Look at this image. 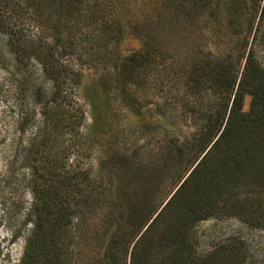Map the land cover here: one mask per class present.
<instances>
[{
    "label": "rangeland",
    "instance_id": "374dc122",
    "mask_svg": "<svg viewBox=\"0 0 264 264\" xmlns=\"http://www.w3.org/2000/svg\"><path fill=\"white\" fill-rule=\"evenodd\" d=\"M171 1L78 0V3H74L73 15H61L50 10L47 16L37 17L39 21L47 17L50 21L59 20L65 26L60 31L45 27L42 21H38V25L31 24L33 33L47 39V43L61 45L57 39L63 38L67 48H58L56 51L61 56L62 53L67 56L58 57L59 63L55 68L73 71L74 75L70 74L67 78L74 79L77 84L71 82L65 86L59 100L62 105L68 104L70 100L78 101L84 113L78 128L84 148L80 150L79 157L76 151L70 156L73 164L76 160L80 164L82 176H79V180L83 181L87 177L84 182L87 185L82 186L85 190H81L85 197L76 195L75 198L82 203L79 211L86 217L81 219L80 214L77 216L82 224V233L91 237L89 241H81L82 244L75 248L72 245L75 259L80 264L87 257H96L102 252L104 242H101V231L105 227L106 213L111 209L106 202L113 201L108 189L115 194L121 187L130 192L132 203L149 204L158 208V213L193 169L191 167L183 175L192 163L194 153L198 151L200 136L205 132L206 122L214 115L218 98L210 91L202 94L201 99L186 94L187 73L192 64L198 60L227 57L225 62L233 65L231 69L237 70L234 72L237 76L234 93L249 53H252L257 65L264 69V0L258 2L259 10L252 26L246 14L249 13L247 9L257 8L254 0H208L211 11L217 8L213 12L219 17L218 22H212L208 12L200 13L192 20L175 16L173 6L181 1ZM233 5H236L234 7L238 8V12L228 18L227 12L230 13ZM100 24H106L108 28L104 33L100 31ZM142 32L154 36L157 47L166 51L169 58L164 56L158 59L157 56L144 69L140 80H132V83L116 81L112 74L120 60L142 49ZM74 35L79 37V45H82L78 51L75 48L72 51L68 48L69 42L66 43L68 37ZM244 38L247 40L245 56L238 60L235 55L237 43L240 44ZM4 43L5 39L0 35V264H20L25 239L31 229L29 225L25 229L22 227L30 204L24 184L29 173L27 169L32 165L30 158L26 157L27 145L36 132L35 124L30 126V123H38L37 120L42 118L43 107L37 103L32 92L26 90L27 84H20V76V82L16 85L4 69ZM172 63L176 66L177 74H173ZM33 65L32 69L41 71L34 62ZM111 76L113 79H110ZM108 79L110 81L106 84ZM41 85L43 89L45 87L43 99L46 101L51 97V85L45 83L43 78H37L34 86L38 88ZM97 86V94L92 93L91 89ZM248 86H245L240 112L247 115L245 120L249 122L236 124L228 140V143L236 141L234 148L231 147L227 152L224 147H219L208 164V168L223 174L224 185L218 193L211 194L210 201L214 207L209 204L203 212L194 207L191 198L196 189L192 190L193 182L183 186L185 191L179 200L175 199L174 206L176 211H183V214L189 212L196 215L197 212V215H201L189 228V241L199 255L205 256L222 246H242L247 250V264H264V224L257 223L260 220H255L254 213L243 216L247 217L246 221L237 214L239 202L249 208L254 206L255 209L264 201L263 182L252 179L254 174L249 179H246L249 176L247 173L243 176V165L247 158L245 148L243 150L238 143L245 140L264 145V125L253 127L250 122V115L254 120H259L262 111L256 105L252 110L254 86ZM85 95L94 97L93 103L99 118L95 131L92 128L90 100ZM20 114L24 118L25 115L36 116L33 122H28L21 135L15 129ZM27 117L25 119L29 120ZM120 163H127L130 167L127 169L136 177L121 172ZM234 163L243 165L236 166L237 174L232 178L229 173L233 171ZM253 168L257 178L264 180L260 178L264 166L254 164ZM195 182L198 183L197 178ZM124 212L129 214L125 209H117L114 214L119 216ZM13 231L20 233L14 242L11 239ZM75 240L73 244L77 243Z\"/></svg>",
    "mask_w": 264,
    "mask_h": 264
},
{
    "label": "trees",
    "instance_id": "16d2710c",
    "mask_svg": "<svg viewBox=\"0 0 264 264\" xmlns=\"http://www.w3.org/2000/svg\"><path fill=\"white\" fill-rule=\"evenodd\" d=\"M70 1L78 3V0ZM179 1L181 3L173 6L175 16L192 20L201 15L200 13L208 12L212 22L213 20L218 22L219 17L213 12L217 8L215 7L211 11L208 0ZM259 1L254 0L257 8L247 9L249 13L246 16L250 18L251 26L259 10ZM168 2L172 3L171 0ZM74 3H66L64 0H0V35L5 39L6 50L4 69L13 78L16 85L20 79L21 85L27 84L26 90L31 91L32 96L37 99V103L42 104L43 107L42 118L37 120L38 123L33 122L35 114H31V116L27 114L30 117L25 115V118L27 117L29 120L20 114L21 117L18 116L15 123V129L20 135L25 132V128L31 120L33 123H30V126L34 124L36 126V132L29 140L26 152V157L30 158L32 164L27 169L29 173L26 174L27 178L24 182L30 196V204L22 227L25 229L29 225L31 229L25 239L20 264H80L76 261L75 253L72 250L77 245H81V241L91 239L82 233V224L79 223L77 216L80 214L81 219L86 217L79 211L82 203L75 200L77 196L85 197L81 190H85L82 186L87 185V183L84 184L87 177L80 181L82 176L80 164L76 162L77 160L74 164L70 161L73 151H76L79 157L80 150L84 148L83 137L78 133L84 113L78 101L70 100L68 104L63 103L62 105L59 100L63 88L69 86L71 82L77 84V81L67 78L70 74L74 75L73 71L61 67L55 68V65L59 63L58 57L67 56L64 53L61 56L56 51L58 48L65 50L66 44L63 38L57 39L61 45L47 43V39L33 33L34 27L31 26V24L38 25L37 17L47 16L50 10L52 12L55 10L61 15H73L75 12ZM234 6L236 5L230 8V13L227 12L228 18L238 12V8ZM222 11H225V7L222 8ZM92 16L98 18L95 15ZM40 21L46 25L45 27L54 31H60V28L65 27L59 20L50 21L48 17ZM39 25L43 26L41 23ZM105 28L106 24H100L101 32L104 33L108 29ZM144 29L146 28L144 27ZM141 34L142 49L120 60L112 74L116 81L132 83V80H140L144 69L150 65V62H154L157 56L158 59L164 56L168 57L166 51L157 47V39L154 36H150L148 32ZM78 38L74 35V37H68L66 41V43L69 42L70 47L68 46V48L72 51L74 48L78 51L79 47L80 49L82 47L79 45ZM246 44L245 38L240 44L237 43L235 55L238 60L244 58ZM225 58L227 57L198 60L192 64L187 73L188 86L185 90L187 95L201 99L202 94L205 95L210 91L218 98L214 115L206 122L205 132L200 136L201 144L198 151L196 154L194 153L193 161L183 175L193 167L190 174L158 213V208L149 206V204L132 203L129 198L130 192H126L121 187L115 194L111 193L113 190L108 189V195L113 201L106 202L111 209L106 213L105 227L101 231V242H104L102 252L96 257H87L81 264H120V262L123 264H247V250L242 246H222L205 256L199 255L195 246L189 241L191 238L189 228L191 223H195L198 218H201V215H197V212L196 215H191L189 212L183 214V211H176L174 206L175 199L177 200L185 191L183 186L193 182L192 190L196 189L191 198L195 204L194 207L200 208L201 212L207 210L209 204L214 207L210 201L211 194H215L216 191L218 193L219 188L224 185L223 174L212 170L213 168H208V164L217 154L219 147H224L227 152L231 147L234 148L236 141L228 143V140H230L236 124L249 122L245 120L247 115L240 112L245 86H254L252 110L256 105L264 112V69L257 65L252 53H249L245 58L238 88L234 93L237 82L234 72L237 70L231 69L233 65L225 62ZM33 62L38 68L40 67V72L35 68L32 69ZM174 63H172L173 74H177L178 71L175 69ZM178 69L181 71V67ZM112 76L110 79H113ZM37 78H43L45 83L51 85L50 99L46 101L43 99L45 87L43 89L42 85L38 88L34 86ZM110 79L105 83H109ZM98 86L91 89L92 93L97 94ZM85 97L88 101L90 100L92 128L95 131L99 125V118L93 103L94 97L92 95L89 97L85 95ZM262 112L259 120H254L250 115L253 127L260 128L261 125H264V113ZM214 139L216 141L209 147ZM238 143L243 147V150L245 148L247 162L244 165L234 163L233 171L229 173L230 176L234 178L233 176L237 174V167L243 165L245 167L243 176L247 173L249 176L246 179H249L254 174L252 179L262 181L261 187L264 188V180L257 178L254 172L255 168H253L254 164L264 166V145L245 140ZM127 168H130L127 163L119 164L121 172L132 176L131 170ZM262 173L263 176L260 178H264V171ZM196 178L198 183L195 182ZM101 189L100 187V195ZM197 189L200 190L199 193ZM235 194L237 193L235 192ZM239 203L237 214H240L244 221L247 220V217L243 218V216L254 213L255 220H260L257 223L264 224V201L255 209L254 206L249 208L244 206L243 202ZM117 209L119 211L125 209L129 214L124 212L116 216L114 213ZM19 234V232L13 231L11 236L13 242L19 238ZM74 240L77 243L73 244Z\"/></svg>",
    "mask_w": 264,
    "mask_h": 264
}]
</instances>
